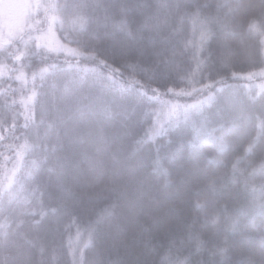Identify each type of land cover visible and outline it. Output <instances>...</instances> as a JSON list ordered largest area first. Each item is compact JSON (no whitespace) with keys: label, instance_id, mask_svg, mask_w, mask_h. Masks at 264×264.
Returning <instances> with one entry per match:
<instances>
[{"label":"trees","instance_id":"1","mask_svg":"<svg viewBox=\"0 0 264 264\" xmlns=\"http://www.w3.org/2000/svg\"><path fill=\"white\" fill-rule=\"evenodd\" d=\"M62 1L30 0L21 27L0 26V81L8 54L17 79L0 83V145L30 150L8 176L12 207L0 196V264H264V77L244 78L264 69V0H74L47 44L35 19ZM75 2L131 26L128 44L141 26L145 58L95 43L111 30L87 16L71 28ZM76 38L88 50L61 49ZM152 96L211 100L152 133Z\"/></svg>","mask_w":264,"mask_h":264},{"label":"rangeland","instance_id":"2","mask_svg":"<svg viewBox=\"0 0 264 264\" xmlns=\"http://www.w3.org/2000/svg\"><path fill=\"white\" fill-rule=\"evenodd\" d=\"M70 1H74V0H63L61 2V3H63L61 7L56 8L55 10H54V8H52L50 10V12L47 13V15H46V12H47L48 8L46 6L44 11H43V14L36 17L35 21H37L38 25H40L42 28H44L43 34H45L46 31L48 30V28L50 27V23H52V26H54V24H56L55 27L60 28L59 33H62L61 36L64 34L63 29H66L67 25H64V20L63 19L59 20L58 16L59 15L60 16H67L65 14H69V13L65 12V10L71 6L69 4ZM29 4H30V0H0V26L4 25L5 27L6 26L12 27L13 26L12 23H13L14 25H17V26H15L16 29L21 27L22 24H18L19 19H23L24 22H26V20L29 19V17L26 14L27 11L25 10V7L29 6ZM71 12H77L79 14V15H74L75 19L77 17H79V18L81 17L84 20H86L85 17L87 16L88 18H90L96 22L95 26L102 25L103 29H105V27L110 28L109 30H111V31L105 33L103 35L104 38H98L96 40L97 35H93V36L88 38V39H90L89 42L94 43V41L96 40L95 43L103 45L104 49L106 46L105 43L107 45H110V47L113 46L114 44L119 45L118 49L121 52L129 55V57L131 59L129 61L139 59L140 57L143 59L145 58V56H143L139 51L142 49V42H144L142 36L140 35L141 30L143 29L141 26H136L137 28H139V30L137 31V37L134 39H131L130 44H128V43L124 42L123 40H128V35L131 33V26L123 24V23H121L115 19H114V21H112L111 17H109L106 14H102L98 10V5H96L94 2H91V3L87 4L86 6H82L78 2H75L73 7L71 8ZM21 15H23V17H20ZM31 19H32V17H31ZM52 26L50 27V32L46 34V40L44 41L47 44H49V41L51 39V35H53L52 40L54 38V34L51 32V30H53L55 28L51 29ZM71 28H74V27L72 26ZM118 28H122V29H124V31L119 33V34L114 33L113 30H117ZM8 30H10L9 34H11V32L13 31V29H8ZM67 31H68V29H67ZM81 32L85 33L84 30H78V29H77L76 33H80L79 35H81ZM88 32L90 33L89 30H88ZM114 34H115V36H114ZM13 39H14V37H13ZM10 40H11L10 35H6L3 31H0V58L2 57V54H1L2 51H5V53L11 52L12 48L10 46H5L7 44H9V45L12 44V42H9ZM63 40H64V37H63ZM74 42H76V43H72L71 40H69L67 42V44H64L63 42H61L63 44L61 49L63 48L66 52H69L68 49H75V44H78L79 47L81 45V48L86 47L84 45L85 43L83 42V40H79V38H76L74 40ZM33 47H35V46H33ZM87 50H88V48H87ZM82 52L84 54H87V52L85 50L84 51L82 50ZM105 53H106L105 57L109 58L107 51H105ZM71 54H73V53H71ZM9 56L10 55L8 54L7 62L4 59L3 60L5 62H2V64H3L2 69L4 70V72L1 73L2 80L0 81V83L3 85V89H4L3 93H6L7 91H9L8 89H9L10 85L8 83V80H12L13 82L17 81V79L13 78V75L11 73H9V67L11 66L10 62H12V58H13V56H12V58H10ZM129 57H128V59H129ZM21 62H23V61H21V59L18 62H14V65L12 66L13 71H16L18 68L21 67ZM8 64H9V66H8ZM136 70H138V65L134 64L130 68V71L132 73H134V72H136ZM47 71L48 70H46V68L42 70L43 73H45ZM86 74H87V76L88 75L96 76L95 78L100 80V78L97 75L89 74V71H87ZM96 74H98V73H96ZM8 77H10V79ZM23 84L25 85L24 82H20V84L17 83L19 91H21L22 88L24 89V87L22 86ZM15 86H16V84H15ZM28 104H29V107H31L33 103L30 102ZM51 125H55V123L53 122ZM24 145L25 146H22L23 147L22 150L16 149V150H14L13 154L9 153V152L6 154L5 147H4L5 145L4 144L0 145V147H1V149H0V196L3 198V200H2L3 202L7 201L6 204L8 205V207H12V200L14 199L12 197V185H11L12 182L11 183L8 182V176L10 175V173H12L14 171V169L18 165H22L24 163V161L28 160L27 157L30 153V150H28V148L26 147L28 145L27 144H24ZM15 151H19V153L16 154ZM1 152H3V153H1ZM1 154L3 156H1ZM66 159L68 160V158L65 156L63 159L64 164L66 163V161H65ZM74 162H75V164H77L76 159H74ZM29 164H31V162ZM29 171L31 172L30 167H29ZM64 176H66V174H64ZM60 193H61L60 195H63V193H65V191L60 190ZM3 206L4 205L0 206V212L3 209ZM1 218H2V216L0 214V219Z\"/></svg>","mask_w":264,"mask_h":264},{"label":"snow or ice","instance_id":"3","mask_svg":"<svg viewBox=\"0 0 264 264\" xmlns=\"http://www.w3.org/2000/svg\"><path fill=\"white\" fill-rule=\"evenodd\" d=\"M78 19L80 18L77 17L71 22L73 27L76 26ZM80 26L82 27V25ZM193 36L194 38L191 41L186 42V46L190 44L194 50L197 51L202 50L205 43L207 42L206 32L203 29H200L199 31H194ZM37 47H39V45H37ZM68 51L70 53H75L76 50L68 49ZM69 67L71 68L72 65H69ZM234 75L236 74L234 73ZM256 75L264 77V69H261L259 73L249 72L244 76V78L252 79ZM206 87H211V86L209 85ZM259 87L261 88V91L264 92V83L259 85ZM169 93L175 95L176 97H179L181 95H192V91H185V90L169 89ZM149 99L155 100L160 105L159 111L155 114L154 127L149 130L150 132L155 133L157 129L163 128L165 124L167 125L178 124L180 122L181 116H183L184 119L187 120L190 112L194 109L201 108L204 103L211 100V96L207 97L205 100H197L195 103H191V104L180 103L179 99L163 100L159 96H152L149 97ZM260 191L262 194H264V188H262ZM103 218L104 217H101V219Z\"/></svg>","mask_w":264,"mask_h":264}]
</instances>
